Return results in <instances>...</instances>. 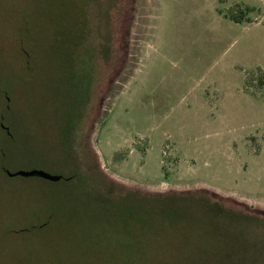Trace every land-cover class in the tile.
<instances>
[{"label":"rangeland","instance_id":"374dc122","mask_svg":"<svg viewBox=\"0 0 264 264\" xmlns=\"http://www.w3.org/2000/svg\"><path fill=\"white\" fill-rule=\"evenodd\" d=\"M0 264H264V0H0Z\"/></svg>","mask_w":264,"mask_h":264},{"label":"trees","instance_id":"16d2710c","mask_svg":"<svg viewBox=\"0 0 264 264\" xmlns=\"http://www.w3.org/2000/svg\"><path fill=\"white\" fill-rule=\"evenodd\" d=\"M89 71H87L86 75H85V84L86 85H91V81H92V77H93V67H92V63H89ZM86 89V88H85ZM70 178V176H64L62 174L61 178H59L57 181H66ZM178 195H181L182 197L186 196L187 194H176V193H170V194H156V195H147L146 197H152L154 200H157L156 204H151V205H147L145 208H141L140 209V214L143 216V218H145L146 220L148 219H158L157 216L160 215H165V214H169L170 215H177V211L173 210L170 206H168V204L164 203L162 200L165 199H172L173 197H176ZM117 196V199H115ZM95 200L101 201L100 204L104 205L105 207L103 208V213L105 214L106 211H110L112 210L113 212H115L114 216L119 218V214H123L124 217H122V221L124 223H126V221H130L133 213L132 211H135L134 214H136V212L139 213V211H136L137 207H135L134 205H132L131 203H126V204H121L119 202V193L118 194H114L113 196H110L109 198L106 197H102L100 195H95L93 196ZM101 198V199H100ZM100 199V200H99ZM84 200V199H83ZM211 208H222L221 204L217 201H215L214 203L212 202V204L210 205ZM96 208L94 207V210ZM131 218L130 220H128L127 218ZM115 218L117 222V224L119 223V219ZM137 221L140 219V217L135 218ZM144 219V220H145ZM134 220V219H133ZM114 222V225H117ZM131 232V231H130ZM132 233V232H131ZM130 233V234H131ZM126 236H128V232H126L125 234ZM130 236V240L126 241V242H122V247L124 249V251L126 252L125 254H130L131 250L133 248H136L137 244H139V242H137V240L135 239V235L131 234ZM130 252V253H129ZM139 253H143V252H139Z\"/></svg>","mask_w":264,"mask_h":264},{"label":"water","instance_id":"95a60500","mask_svg":"<svg viewBox=\"0 0 264 264\" xmlns=\"http://www.w3.org/2000/svg\"><path fill=\"white\" fill-rule=\"evenodd\" d=\"M6 172L9 175H15V174H20V175H24V176H30V175H34V176H40L49 180H58L59 178H61L62 174L59 173H50L48 171H45L43 169H38V168H33V169H18L16 171H10L8 169H6Z\"/></svg>","mask_w":264,"mask_h":264}]
</instances>
